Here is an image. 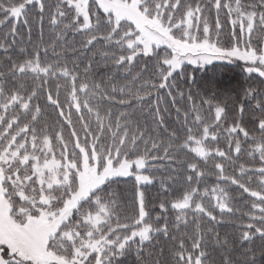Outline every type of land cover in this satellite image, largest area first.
<instances>
[{
	"label": "snow or ice",
	"instance_id": "snow-or-ice-1",
	"mask_svg": "<svg viewBox=\"0 0 264 264\" xmlns=\"http://www.w3.org/2000/svg\"><path fill=\"white\" fill-rule=\"evenodd\" d=\"M0 264H264V0H0Z\"/></svg>",
	"mask_w": 264,
	"mask_h": 264
},
{
	"label": "trees",
	"instance_id": "trees-1",
	"mask_svg": "<svg viewBox=\"0 0 264 264\" xmlns=\"http://www.w3.org/2000/svg\"><path fill=\"white\" fill-rule=\"evenodd\" d=\"M224 78L226 80H235V81H239L241 80L242 74H241V70L239 68H233L232 66H229L228 68L224 69ZM131 186V182H128V185H126V187H128L130 189ZM156 189L152 188L150 189V192L155 193ZM223 231V229H222Z\"/></svg>",
	"mask_w": 264,
	"mask_h": 264
}]
</instances>
